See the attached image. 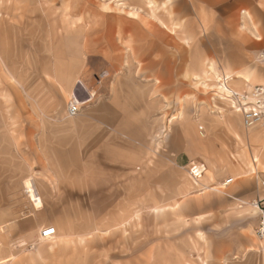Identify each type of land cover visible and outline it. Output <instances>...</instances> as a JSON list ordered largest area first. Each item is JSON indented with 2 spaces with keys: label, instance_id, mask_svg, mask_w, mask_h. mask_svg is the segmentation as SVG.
Here are the masks:
<instances>
[{
  "label": "rangeland",
  "instance_id": "rangeland-1",
  "mask_svg": "<svg viewBox=\"0 0 264 264\" xmlns=\"http://www.w3.org/2000/svg\"><path fill=\"white\" fill-rule=\"evenodd\" d=\"M162 7L152 16L145 0H0V264H264V172L251 170L255 152L230 129L234 108L215 77L237 59L231 74L264 79V45L247 41L257 21L203 0H172V18ZM184 11L189 75L176 62L174 82L151 83L122 26L137 32L144 58L152 31L166 33L158 17L175 28ZM231 29L245 43H232ZM65 71L78 101L90 98L75 116ZM202 164L207 175L195 177ZM44 226L56 237L41 238Z\"/></svg>",
  "mask_w": 264,
  "mask_h": 264
},
{
  "label": "crops",
  "instance_id": "crops-1",
  "mask_svg": "<svg viewBox=\"0 0 264 264\" xmlns=\"http://www.w3.org/2000/svg\"><path fill=\"white\" fill-rule=\"evenodd\" d=\"M172 0H163L159 5H157V2L155 0H145L146 4H148L152 9L150 10V14L154 16L155 13V8L159 6H163L162 8H165L166 12L170 14L171 16L173 14V8L170 10L168 9L167 5L171 4ZM192 3L199 2L201 3L202 0H189ZM206 1L208 5H213L215 6L216 4L219 3L221 4H229L230 12H232V16H238V12L243 13V17H246L250 20L254 19V21H257L258 27H255V30H252V34L255 36L254 40H247L252 41L255 44H260L264 45V0H203ZM129 14L131 15H136V10H129ZM206 13L201 12L200 17L203 18ZM187 17L190 19V14L187 13L186 11L183 12V16L181 18L177 19L176 21H173L172 19L171 25L175 24L178 27H170L168 24H165L162 21L161 17H158V19L161 21V23L164 25L163 28H165L166 33L165 34H160L158 30H154L153 35L151 34L152 38V44L151 48L148 49L147 51V56L142 58L143 52H142V47L141 45L138 44V36L137 32H132L134 36H128L129 30H127V27L122 26V39L123 40H129L126 45H124V48H126L128 51L129 49H133L135 52V59L137 61H141L143 63L144 69L147 71L146 74L149 75L148 79L151 83L159 82V81H175L174 74L172 69H168L169 66H174L177 62V64L183 66L182 74L181 76H188L189 72L185 70V65H186V52H189V44L188 41H190V35H191V28H190V22H188ZM172 18V16H171ZM188 24V25H187ZM183 28V36H182V43H181V48L183 51V54L178 57V59H175V45H174V35L176 34V29ZM232 34H234L235 38L228 37L232 43H239V42H244L246 41L245 38L242 39V33L240 34V31H234L231 29ZM230 33H227V36ZM124 35V36H123ZM127 35V36H126ZM155 37V39H154ZM161 39V40H160ZM154 40V41H153ZM159 40V41H158ZM172 40V41H171ZM180 40V39H179ZM181 41V40H180ZM173 42V43H172ZM125 44V43H124ZM123 46V45H122ZM129 48V49H128ZM123 50V47H122ZM159 54H162V56L165 54V60H163L162 65H166L167 67V72L159 70V65H160V58ZM122 62H123V53H122ZM240 61L237 59H229L228 61L222 62V71L224 72L220 77L219 73L215 72V77L218 79L217 87L219 92L222 94L228 95L229 90H236L234 88V85H240L239 87H243L241 90H236V91H245L248 90L254 83H261L264 84V79H258V78H253L252 74L253 72L251 70H237L235 71V75L231 74V71L227 70L225 67L231 66L234 64H238ZM207 65L206 61L203 62V65ZM208 68L213 69L215 71V68L213 67V63L209 62L208 63ZM184 70L187 72V74H183ZM161 71V73H160ZM207 71L208 69H202V71H199L197 73H193L196 77L197 82H204L205 78L207 77ZM61 80L65 83V87L63 88V91L69 94L70 99L72 98L74 92H72L73 87H72V74L70 71H65L61 74ZM182 79V78H181ZM228 80H230V85L227 84ZM226 85V87H223L222 85ZM157 86V85H156ZM223 87V89H222ZM227 101L231 104L229 99L226 97ZM232 106V104H231ZM233 107V106H232ZM130 109H122L123 111H129ZM69 121V120H68ZM229 127L232 130V132L235 134V136L238 139H241L244 141V145L250 149H253L255 152V156H252V163H251V170L256 172L257 168L259 166V169H261V172H264V132L261 130L259 126H250V127H244L242 125L241 121V115L240 113L234 109L232 111L231 116L229 117ZM241 127L242 132H238L237 128ZM202 135V133H200ZM244 137H243V136ZM249 146V147H248ZM262 148V150H261ZM262 151V152H261ZM263 155V158L261 156ZM194 166L191 169V173L196 176H203V171H204V176L207 174V168L203 164L200 165V171L198 168H195ZM202 172V173H201ZM235 173V178L239 177L240 171L233 172ZM228 179V178H226ZM225 179V180H226ZM234 179V177H231V181ZM224 180V181H225ZM221 181L219 182L220 186L225 187L227 184H224ZM194 182L196 184L202 185L203 183L198 182L196 179H194ZM25 186H26V191L28 192V197L32 203V205L38 209L42 207V201L38 195V192L34 186V184L30 180H25ZM204 187H209L210 189L216 188V185L214 186H208L203 185ZM54 227V226H53ZM57 233L55 234L56 237ZM264 255V254H263Z\"/></svg>",
  "mask_w": 264,
  "mask_h": 264
},
{
  "label": "built area",
  "instance_id": "built-area-1",
  "mask_svg": "<svg viewBox=\"0 0 264 264\" xmlns=\"http://www.w3.org/2000/svg\"><path fill=\"white\" fill-rule=\"evenodd\" d=\"M234 102L247 126L264 127V84H253L248 90L234 95ZM80 111L78 101L71 100L67 105V113L72 116ZM55 233V227L44 226L41 237H49ZM256 236L261 241V251L264 252V214L261 215L256 228Z\"/></svg>",
  "mask_w": 264,
  "mask_h": 264
},
{
  "label": "bare ground",
  "instance_id": "bare-ground-1",
  "mask_svg": "<svg viewBox=\"0 0 264 264\" xmlns=\"http://www.w3.org/2000/svg\"><path fill=\"white\" fill-rule=\"evenodd\" d=\"M223 87H226V85L224 84V85H222ZM223 87H222V89H223ZM227 88V87H226ZM237 93H242V91H236V90H229L228 91V95H226V97L229 99V101L231 102V104H232V106H233V108L234 109H236L239 113H240V111L238 110V108L236 107V105H235V102H234V95L235 94H237ZM71 99H74L75 101H78V99L76 98V96H75V94H73V96H72V98ZM90 101V98L89 99H85V100H83V101H78L79 102V104H85V103H87V102H89ZM234 111V110H233ZM75 115H77V114H75ZM75 115H72V116H75ZM240 115H241V113H240ZM68 116H70V115H68ZM241 121H242V125L244 126V127H250V126H247V125H245L244 124V122H243V120H242V117H241ZM259 126V125H258ZM260 128H261V130L264 132V127H262V126H259ZM231 181V178L229 179H226L223 183L224 184H227L228 182H230ZM56 234V231H55V233L52 235V236H54ZM52 236H49V237H52ZM41 237V236H40ZM49 237H41V238H43V239H47V238H49ZM260 241V240H259ZM260 243H261V241H260ZM262 253L264 254V252L262 251Z\"/></svg>",
  "mask_w": 264,
  "mask_h": 264
}]
</instances>
